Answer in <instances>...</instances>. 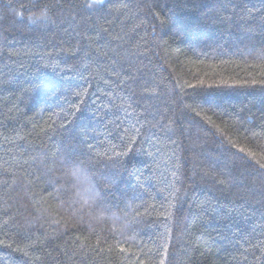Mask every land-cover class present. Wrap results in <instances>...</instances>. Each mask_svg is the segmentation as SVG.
<instances>
[{
  "label": "trees",
  "instance_id": "obj_1",
  "mask_svg": "<svg viewBox=\"0 0 264 264\" xmlns=\"http://www.w3.org/2000/svg\"><path fill=\"white\" fill-rule=\"evenodd\" d=\"M7 2L0 0V45L18 55L0 58V163L28 160L43 168L44 153H55L69 159L71 170L84 168L86 182L69 181L70 169L57 160L48 179L57 181L58 192L49 195L50 189L37 180L34 191L40 195L13 199L9 211L17 222H31L38 235L47 231L49 237L28 239L23 228L9 221L0 239L12 247L0 245V264H86L79 255H64L81 245L105 249L99 256L89 252L93 264H139L137 248L155 251L165 238V264H264V170L256 171V161L264 163V87L252 84L264 79V28L262 11L256 10L264 0H243L235 14L221 9L220 15L233 16V26L214 22L221 0H121L143 4V10L132 8L127 18L121 16L122 23L112 25L102 15L95 17L116 32L124 28L125 39L117 41L122 55L139 64L131 54L142 53L139 66L169 93L151 104L160 108L158 115L171 118L173 128L183 125V135L173 136L176 144L156 129L146 139L147 125L140 134L133 130L135 121L123 108L112 106L131 103L123 85L118 88L115 76L104 71L106 61L98 64L72 55L77 37L71 28L53 33L40 22L13 25L15 12L34 19L52 0H11V11L3 7ZM71 3L65 0V9ZM244 4L252 9L251 18L238 19L237 14L248 15L242 11ZM177 24L182 33L176 32ZM205 116L227 135L221 137ZM228 137L236 145L228 144ZM28 146L35 161L21 155ZM241 157L255 167L244 165ZM94 193H99L95 201ZM101 199L107 206L103 217L96 207ZM113 214L122 219L113 222ZM81 218L83 223L74 226ZM5 219L0 212V223ZM52 220L60 224L49 227ZM125 222L132 223L124 236L112 231ZM88 224L102 238L100 245L95 244L96 233L89 237ZM53 229L63 235L56 236ZM128 237H135L132 250L119 253L117 240ZM31 243L38 246L26 248L28 255L15 251Z\"/></svg>",
  "mask_w": 264,
  "mask_h": 264
},
{
  "label": "snow or ice",
  "instance_id": "obj_2",
  "mask_svg": "<svg viewBox=\"0 0 264 264\" xmlns=\"http://www.w3.org/2000/svg\"><path fill=\"white\" fill-rule=\"evenodd\" d=\"M243 0H221L217 7V17L214 22L223 23L228 26H233L236 21L233 19L232 15L222 16L220 15L221 9H231L232 13L237 12V8H240ZM99 5V7H97ZM3 7L12 10L13 5L11 0H8L7 3L3 4ZM23 7V5H22ZM184 7H188L185 5ZM253 7H256L253 5ZM80 10H77V9ZM132 8H137L143 10V4H129L121 2V0H73V3L69 4L68 8L65 9V0H52L51 4H45L44 10L41 12L45 20L44 27L49 31L55 33L58 29L64 32H68L69 28H71L72 32L76 35L77 40L74 48L72 50L73 56H78L80 58H87L89 60H96L97 63L107 62L109 67L105 68L104 71L109 76H115V83L119 88L123 85L122 91L127 94L128 100L131 103L128 104L127 107H123L122 105H118L113 103V107L120 109L123 108V111L127 114V117H131L135 123L131 125L133 130L140 134V129L148 127V132L146 135V139H150L152 136H155L156 133L152 131L156 129L160 132H163L165 137L173 144H176L177 139H173V136L183 135L184 129L183 125L179 127V129L173 128L171 118L165 119V115H158L160 113V108H156L155 105L151 104L153 99H159L161 97L167 96L169 93L163 89V87L159 84H154L152 75L145 73L143 68L139 66L143 61L140 57L143 55L142 53L137 54L133 52L131 55L135 57L136 61H139V64H134L130 57H125L122 55L120 49L122 45L117 43V41H123L125 39L124 28H121L119 32H116L111 27H104L103 25L96 22L95 17L103 16L105 21L112 25L114 23H122L121 16L127 18ZM58 10L54 15H48L49 12L53 10ZM193 10L200 11L199 6L192 5ZM257 11H262V15L260 17V24L262 28H264V3H261ZM242 11L247 12V16L238 15V19H247L251 18L252 9L248 8L247 4L243 5ZM14 15L17 17V20H14L13 25L19 24H27V25H35L34 19L32 15H29L26 19L23 17L21 13L15 12ZM201 16L207 17L206 11H200ZM4 17L0 16V20H3ZM169 21L172 20V16H169ZM162 24H167L168 21H161ZM66 25V26H65ZM134 31V29H133ZM184 28L181 25H176V32L182 33ZM124 33L121 35L120 33ZM5 44H7V39H5ZM264 51V49H262ZM12 55H18V53H8L6 48L0 45V58L10 57ZM260 67L264 68V64H261ZM264 76V73H261ZM107 83V81H105ZM252 84H259L264 87V79L253 80ZM139 90V91H138ZM159 90V91H158ZM145 97H147V101H145ZM119 95L115 97V99H119ZM133 104L138 107L133 108ZM189 110L192 109L191 105L186 106ZM151 108H155V111L150 110ZM131 109V111H129ZM142 109V110H141ZM168 108L164 109V113L166 114ZM197 116L200 113H196ZM126 117V118H127ZM143 120V122H142ZM205 120L208 121L220 134L221 137H225L227 134L225 132L224 127L215 123L211 117L205 116ZM139 125V127H137ZM210 135L215 136V132H211L209 130ZM23 139V138H22ZM221 146H224V141H219ZM227 143L230 145H236V141L231 137L227 138ZM17 147H21L17 145ZM241 152L244 151L243 148L240 149ZM21 155H27L29 160L35 161L37 157L33 156L31 153V146L25 147L23 153ZM250 156H255V153H249ZM59 160V164L62 168H69V159L67 157L60 159L57 157L55 153L49 155L48 152L44 153L43 160L41 163L43 164V168H39V166L35 164H28V160H25L23 163L17 162L15 165L11 164L9 160L4 159L2 163H0V200L3 201V208H0V212L3 213L7 217V219L3 220L0 223V230H3L8 227L9 221L12 222V226L19 228H23L27 234V238L31 239L33 236H36L37 242L44 240L49 237V233L46 231L43 236L37 234L35 230V225L29 222L26 225H20L17 222L16 216L9 211L13 205L10 203L13 199H22V194L37 196L39 193L34 191V185L37 180L42 181L47 187L50 189L49 195H52L55 192H58L57 181L48 179V176L53 172L54 166ZM51 161V163H48ZM72 163H75V159L73 158ZM240 162L246 165L249 168H254L255 166L251 164L249 160L245 157L240 158ZM235 166L239 167L240 163L234 161ZM258 165V169L256 171L264 170V163L260 161H256ZM25 165H28L27 167ZM86 175L84 168H79L76 170H69L68 179L69 181L75 180L77 183H85L84 179ZM173 176H176V173H173ZM235 179L234 177H232ZM226 180H221L220 183H226ZM169 187H174V185H168ZM163 191V190H161ZM176 192H179L180 189L176 188ZM261 201H264V187L261 188ZM99 196V193H94L93 200H96V197ZM41 199H46V197L41 196ZM96 207L98 209L97 215L103 217V214L106 210V204L103 199H101ZM39 211V210H37ZM95 218V217H93ZM113 222L119 221L122 217L112 215L109 217ZM48 223V221H45ZM81 223H83V219L81 218L77 224L74 226L78 227ZM132 222H125L120 228H113V232L119 233L120 236L125 235V228L128 227V224ZM139 223V221H136ZM60 224L59 220H52L49 224ZM40 227L43 228L44 224H40ZM67 227V226H65ZM89 231V237L96 233V230L92 228L91 224L87 225ZM170 231V230H169ZM53 233L56 236H62L63 232L60 229H53ZM7 234V233H5ZM87 238V237H86ZM115 239V236L113 237ZM135 239V237H128L123 242L117 240V248L116 250L119 253H127L132 250L131 240ZM102 238L98 233H96V245H100L102 243ZM128 244L129 247H124L123 245ZM0 245H4L5 247L11 248V244H7L4 240L0 239ZM37 243H31L25 246V249L17 247L15 251L23 252L25 255H28L26 248L32 247L36 248ZM162 248V250H161ZM105 251V249L100 248L97 249L95 246L89 245H81L78 249H75L72 254L65 252L64 255L68 256L69 259H72L73 256L79 255L81 259L86 262V264H93L92 261L88 260L89 252L95 253L97 256L100 255L101 252ZM107 251H113V246L109 245ZM139 255H137V260L139 264H165V258L169 256V248L167 244V238H165V243L160 247L156 248L155 251L152 248H149L146 252L143 249L137 248L136 250ZM136 255V253H134ZM76 264H80V261H77ZM110 264V262H109ZM131 264H136V261H132Z\"/></svg>",
  "mask_w": 264,
  "mask_h": 264
},
{
  "label": "clouds",
  "instance_id": "obj_3",
  "mask_svg": "<svg viewBox=\"0 0 264 264\" xmlns=\"http://www.w3.org/2000/svg\"><path fill=\"white\" fill-rule=\"evenodd\" d=\"M34 22H40V23H46L47 21L45 20V18L43 17V15L42 14H40L39 16H37V17H35L34 18ZM79 168H81V167H77V168H75L74 170H76V169H79Z\"/></svg>",
  "mask_w": 264,
  "mask_h": 264
}]
</instances>
